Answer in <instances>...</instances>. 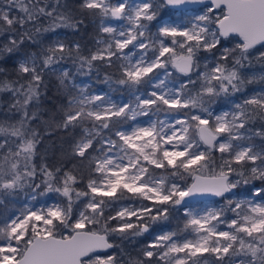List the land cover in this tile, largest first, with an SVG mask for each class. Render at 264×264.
Listing matches in <instances>:
<instances>
[{"label":"snow or ice","instance_id":"6c2138e0","mask_svg":"<svg viewBox=\"0 0 264 264\" xmlns=\"http://www.w3.org/2000/svg\"><path fill=\"white\" fill-rule=\"evenodd\" d=\"M79 10L100 21L87 54L37 39L85 26L67 0H0V61L15 73L0 67V264H118L97 253L173 214L182 227L157 232L129 264H264V0H81ZM26 41L38 51L22 52ZM66 60L81 75L112 69L108 91L77 84ZM46 74L65 94L47 120ZM221 98L229 107L214 109ZM59 133V162L37 163Z\"/></svg>","mask_w":264,"mask_h":264},{"label":"trees","instance_id":"16d2710c","mask_svg":"<svg viewBox=\"0 0 264 264\" xmlns=\"http://www.w3.org/2000/svg\"><path fill=\"white\" fill-rule=\"evenodd\" d=\"M67 3L72 8L74 14L78 18L84 19L85 26L81 27L80 31H78V32L73 31L72 29H69V28H58V29H56L55 33H52V32L43 33L41 36L37 37V39H41L44 44H47L50 42L49 38H55L57 36H58V38L66 41L69 44H71L73 42H79L82 46L83 52L85 54H87V52L90 49L94 50L95 39L98 35H100L99 28H98L99 19L93 18V17L87 15V13H82L79 10V5L81 3V0H67ZM166 10L167 9L161 10L162 16L166 13ZM5 42H6V40L4 39V37H0V44H3ZM28 44H29V42L26 41L25 46L21 49L22 52H36V51H38L37 46L32 45L31 47H29ZM228 46H231V45H228ZM257 47L259 48V46H257ZM260 51H264V49H260ZM203 55H206V54H202V56ZM62 65H65L67 67V70L70 73L74 74L75 80L78 78H81V77H86L101 87L103 86L102 80H103L104 72L113 71L112 69L101 68L99 70V75H97L96 72H93L91 75H81V74L76 72V67L73 65L71 60L63 61ZM0 67H5V68L9 69V75L7 78H11V79L15 78V73L11 72V69L13 68L12 62L4 63L3 61H0ZM261 70L262 69H261L260 65L256 64L254 61L253 62V68L250 69L249 71L260 72ZM44 79H45V84L47 85V87L45 88L42 85V89H41L43 92V95L41 97V111L44 113L43 118L45 120H47L49 118V116H51L53 113H56L57 118H59L58 108L60 105L65 103V94L63 91L58 89V81L54 75L46 74ZM173 79L179 80V79H183V77L179 73L173 72ZM250 87H252V86H250ZM225 102H226V99L221 98L213 106L221 107L225 104ZM0 103H2V105H3V110H6L8 103H9V96L7 94L0 95ZM4 118H5L4 117V111H0V119H4ZM43 128H44V126L41 125L40 126L41 132H43ZM61 137H64L63 133H59L56 136L52 137L51 139L48 137H45L43 144L38 146V153L39 154L37 156V163L40 162V156L45 155V153H46V162H48L49 164H55V163L59 162V160H60V156H59L60 145L63 144V147L65 149H67V147H68L67 138L65 137L62 140ZM53 142H55V149L53 148ZM189 181H190V179L188 180V183H189ZM51 194H53L56 197V194H54V193H51ZM19 195L20 194H18L14 198L19 197ZM215 199H217V198H215ZM125 202H129V201H125ZM12 205H15L14 200L8 198L4 207H6L7 210H9V208H11ZM0 211H3V208H0ZM182 223H183V217L179 216L177 214H173V216L169 219V221L154 225L153 229L150 230V232L155 230L156 228H162V227L167 228L168 230H175L178 225H180L182 227ZM148 237H149V233H145L144 238L136 237V240H134L135 239L134 238V239H132V241H138L140 244H144V247H145V244H146ZM114 242L118 245V247H116V248H117V252L119 253V255L125 256L124 259L125 258L127 259L124 263L129 264L130 259H136L137 257H141V253H142L141 248L137 249L135 244H130L131 241L126 240V241L121 242L119 240H116ZM113 251H114V249H108V250H106V253L112 255Z\"/></svg>","mask_w":264,"mask_h":264},{"label":"rangeland","instance_id":"374dc122","mask_svg":"<svg viewBox=\"0 0 264 264\" xmlns=\"http://www.w3.org/2000/svg\"><path fill=\"white\" fill-rule=\"evenodd\" d=\"M192 7L196 8V7H199V6H192ZM167 13H168V10H166V13L163 15L165 17V19L168 18ZM99 23H100V21H99ZM99 23H98V25H99ZM62 67L65 68V69H67V67L65 65H62ZM170 71L175 72V70H172V69H170ZM176 80H178V79H176ZM75 82L77 84L81 85V86H83V85H89V90L90 91H93V92L94 91H97L99 89H103L105 91H108V86L106 84L103 83V86L101 87V86H99L98 84H95L92 80H90V79H88L86 77L78 78V79L75 80ZM112 95H113V98L114 99H125L126 100L128 98V94H127L126 91L125 92H122V93L121 92L112 93ZM227 107H229V103H228L227 100H226L225 104L223 106H221V107H215V106H213V108L214 109H217V110H221V109L226 110ZM9 198L12 199V200H14L15 205H12L11 208H9L8 211H18L20 209V207H22V204L25 201L26 196H25L24 193H20L19 197H17V198H14V197H9ZM55 199H57V198L53 194H51V193L47 197H41L40 198L41 202H45L46 201L48 203L53 202ZM213 200H215V199H213ZM126 203H128V202H126ZM203 206L204 205L202 203L195 204L194 205V207H197V208H200V207H203ZM161 230H163V231H169L167 228L162 227V228H156L155 230L149 232V237L147 238V241H146L145 246L154 238V235L157 232L161 231ZM138 238H144V235L143 236H140ZM134 240H136V238ZM136 248L137 249L141 248V252H142V250L144 248V244L138 243V245H137ZM106 255L107 254H101V256H106ZM108 255H110V254H108Z\"/></svg>","mask_w":264,"mask_h":264},{"label":"flooded vegetation","instance_id":"af4514ba","mask_svg":"<svg viewBox=\"0 0 264 264\" xmlns=\"http://www.w3.org/2000/svg\"><path fill=\"white\" fill-rule=\"evenodd\" d=\"M138 243H139L138 241H132L131 240L130 244H135V246L137 247ZM113 249H114L113 254L117 256L118 264H123L127 259L126 258L124 259L125 256L119 255V253L117 252V248L116 247L113 248ZM97 254H99V255L107 254L108 255V253H106V250L104 252H100V253H97ZM124 264H128V263H124Z\"/></svg>","mask_w":264,"mask_h":264},{"label":"water","instance_id":"95a60500","mask_svg":"<svg viewBox=\"0 0 264 264\" xmlns=\"http://www.w3.org/2000/svg\"><path fill=\"white\" fill-rule=\"evenodd\" d=\"M189 183H191V180L189 181ZM197 200H213V199H215V198H212V197H207V198H196ZM100 252H104V251H100ZM100 252H98V253H100Z\"/></svg>","mask_w":264,"mask_h":264}]
</instances>
